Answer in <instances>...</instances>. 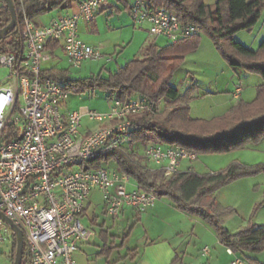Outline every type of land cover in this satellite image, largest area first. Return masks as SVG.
Segmentation results:
<instances>
[{"label":"built area","instance_id":"obj_1","mask_svg":"<svg viewBox=\"0 0 264 264\" xmlns=\"http://www.w3.org/2000/svg\"><path fill=\"white\" fill-rule=\"evenodd\" d=\"M17 1L22 6L23 53L0 56V65L9 70L0 85V211L23 230L29 264H77L80 244L95 235L82 221L94 190L101 193L105 213L112 219L119 218L125 208L141 215L157 203L153 193L130 188L132 179L119 168H95L88 162L129 145L130 116L158 115L167 105L137 95L127 101L112 98L106 111L89 107L67 111L70 93L60 81L41 76L43 63L49 60L45 47L50 41L60 43L73 67L86 61H111L101 46L80 37V24L93 23L111 0H81L75 12L58 14L46 25L29 17L26 0ZM130 15L135 26L147 25L153 36L172 43L201 32L199 25L184 23L177 12L151 6L147 0H134ZM240 92L237 85V95ZM85 118L96 127L84 126ZM9 127L11 133H5ZM143 157L172 176L199 155L152 142L144 148ZM13 235L0 218V242Z\"/></svg>","mask_w":264,"mask_h":264},{"label":"trees","instance_id":"obj_2","mask_svg":"<svg viewBox=\"0 0 264 264\" xmlns=\"http://www.w3.org/2000/svg\"><path fill=\"white\" fill-rule=\"evenodd\" d=\"M18 25L0 40V56L6 52L21 57L24 49L22 6L13 0ZM128 7V0H121ZM151 6L166 7L177 12L184 23L201 27L194 34L169 42L164 46L150 43L142 51V57H135L125 66L90 77L72 79L67 70L44 69L42 78L60 81L70 94H84L100 89L110 100L122 101L143 95L154 101L162 100L169 107L161 114L147 113L130 116L133 129L128 133L129 145L121 150L101 156L88 162L100 168L113 163L126 173L139 189L153 193L157 199L169 200L177 209L197 216L208 223L217 237L234 253H260L264 251V225L249 223L236 233H231L223 217L232 213L229 208H220L216 192L230 182L252 174L250 168L239 163L227 169L209 174L195 171L179 172L166 176L157 167L144 162L141 148L148 144L163 143L180 146L199 156L205 152H226L241 147L247 142L264 140V41L257 50H252L235 40L240 31H252L263 15L264 0H217L209 5L205 0H147ZM80 0H26L25 8L31 19L55 10H65ZM11 21L10 12L4 0H0V30ZM202 34H207L216 49L231 69H238L259 75L263 82L257 87L252 102L238 100L228 114L212 120L193 119L190 102L194 86L184 94L172 85L175 73L180 69L185 56L201 44ZM58 42L50 41L45 53L55 54ZM5 133H11L9 127ZM11 138L8 136L7 138ZM11 264L16 252V236L13 235ZM253 264H262L250 259ZM23 264H29L27 240L25 238Z\"/></svg>","mask_w":264,"mask_h":264},{"label":"rangeland","instance_id":"obj_3","mask_svg":"<svg viewBox=\"0 0 264 264\" xmlns=\"http://www.w3.org/2000/svg\"><path fill=\"white\" fill-rule=\"evenodd\" d=\"M205 2L209 5H214L216 0H205ZM44 15L45 14L39 15L36 18V21L42 22V17ZM127 18L130 17L128 12L125 10H122L121 13L114 14L113 16L104 14L98 20L100 27L98 32H93L87 29L85 30V28L83 29L82 27V23L80 24L81 39L90 44L108 45V50H111L112 53L105 54L107 57H112L111 62H107L106 59H103L102 61H86L79 67H73L66 55L61 50H59L55 54H49L50 61L44 62L43 67L67 70L69 72L70 78L79 79L90 77L92 75H98L100 73L103 76H107L109 71H115L117 68L125 66L131 59L135 57H142V51L144 48H141V44L139 45V42L136 40H134L132 43L133 31H146L140 28L134 29L131 25L132 21L129 23ZM146 33L150 34V32ZM202 37L211 40L207 34H202ZM157 38H159L160 45H166L168 43L167 39L163 37ZM211 43L213 44V48L209 49L205 46H199L195 51L185 56L180 69L175 73L172 80V85L175 86L179 91L186 92L188 88L185 90V85L188 82L194 86L193 92L197 89L196 85H198L199 89L201 90L206 89L208 85L216 87L219 84L216 82L218 76L222 77V75L220 72L217 74L218 69L211 65L210 61L222 60L225 62V60L221 56L220 52L216 49L212 40ZM115 48L117 49V52H114ZM258 48L259 46H256L255 49L257 50ZM209 65H211V67ZM8 74L9 70L6 67L0 65V85L6 80ZM245 84L247 85L246 82ZM202 91L203 90L200 92ZM256 95L257 86L254 91V96L250 102L256 98ZM237 102L238 101H234V105H232L231 108L222 116L228 114V112L233 106L237 104ZM80 107H89L98 111H106L110 107V98L108 97L107 93L102 92L100 89L80 95L70 94V97L66 103V110L72 111ZM169 108L171 107L167 105V109ZM83 124L86 127H96V124L90 122L88 118L83 120ZM143 151L144 148H141L142 153ZM143 161L145 163L147 162L145 158ZM233 163H239L241 165L247 166L250 168L252 174L236 179L223 186L216 192V198L219 207L229 208L232 210V213L223 217L224 226L231 231H239L241 228L247 227L249 223L264 225L263 139L257 140L255 142H247L241 147H236L226 152L201 153L196 161L189 164V171H193L194 168V171L199 174L216 173L227 169ZM107 167L113 169L116 168L113 163H110ZM91 202L92 205L88 211L89 216L92 217L94 213L98 215L100 219V226H104L103 221H105V229L109 228L108 245L114 242L115 248L110 260L107 257L97 258L96 255L103 248L104 242L98 235L91 237L90 245H86L83 248V251H81L77 257L78 264H86L87 259L91 264H110V261L116 259V257H119V254H122L124 249L120 245L127 231L124 230L122 225L123 223L118 224L116 221L114 222L112 218H109L106 215L102 195L100 192L96 191L91 195ZM199 220L205 224V227L203 228H207L209 232L215 234V231L207 223H205L201 218H199ZM114 224L115 226H113ZM97 230L99 231V228H97ZM205 232L206 231L203 229L202 234L204 235ZM112 236H115L116 238L114 239ZM142 236V230L140 228L137 229V231L132 234L130 241L125 242L124 248L126 249L128 247L133 249L140 243Z\"/></svg>","mask_w":264,"mask_h":264},{"label":"crops","instance_id":"obj_4","mask_svg":"<svg viewBox=\"0 0 264 264\" xmlns=\"http://www.w3.org/2000/svg\"><path fill=\"white\" fill-rule=\"evenodd\" d=\"M133 2L134 0H128V7L126 8L121 0H111L106 6L99 10L96 20L92 24L82 22L83 29L85 28V30L87 29L93 32H98L100 30L98 20L102 15L108 14L113 16L114 14L121 13L122 10H125L130 17L127 18V20L129 23L132 21L131 25L134 29L140 28L149 32L147 25L141 27L134 25L130 15V8ZM76 10L77 4L65 10H55L45 13L42 17V22L37 21V23L46 25L49 24L58 14H71ZM146 32L142 30H134L132 43L136 40L139 42V45L141 44V48H145L153 42L159 46H164L159 44V38ZM235 40L252 50H256V46H260L264 41V15L252 31L238 32L235 35ZM90 45L101 46L103 52L106 54L112 53L111 50H108L109 46L106 44ZM200 46H205L209 49L213 48L211 40L202 36ZM59 47L60 48L57 51L61 50L63 52L60 43ZM114 52H117L116 48ZM47 55L49 56V53ZM48 61H50V57ZM210 64L218 69L217 74L220 72L222 77L218 76L216 83L219 84L216 87L208 85L206 89H201L203 90L202 92H200L201 90L199 89V86L196 85L197 89L193 92L192 100L190 102V115L193 119L209 121L225 114L231 106L234 105V101L243 99L250 102L254 96L256 86L258 87L262 83V78L259 75L245 71L242 72L238 69H231L222 60L210 61ZM211 65L209 66L211 67ZM43 69L49 68L43 67ZM237 85L241 86V92L239 95L236 93ZM190 86L192 85L188 82L185 85V90ZM179 92L182 95L185 91ZM189 169V164H184L182 165L180 172H187ZM135 186L136 183L133 182L130 188H134ZM96 191L98 190H94L91 195ZM91 195L86 204L82 221L86 227L94 231V236H100L101 240L104 242L103 248L98 252L96 257H107L110 260L113 255L115 243L113 242L108 245L109 228L105 229V221H103L104 226H100L98 215L94 213L92 217L89 216L88 211L92 205ZM112 220H114V222L116 221L118 224L123 223L122 225L127 233L124 235L120 245L124 249L122 254H119V257L110 261V264H232L237 259H242L244 264H253L250 262V259H255L264 264V251L256 254H250L248 252H232L231 254L229 250H232L221 243L216 233L212 234L207 228H203L205 227V224H203L197 216L190 215L177 209L167 199H158V202L153 208H150L141 215H138L133 208H125L119 218ZM113 226H115V224ZM97 228H99V231ZM139 228L143 232L140 243L133 249L128 247L125 249V242L130 241L132 234H134ZM203 229L207 232H205L204 235L202 234ZM229 231L231 233L237 232L234 230ZM112 237L114 239L116 238L115 236ZM13 244V238L0 242V264H11ZM86 245H90V240L80 244L79 250L76 253L77 264V257ZM205 248H209L208 253L204 252ZM86 264H91L88 259L86 260Z\"/></svg>","mask_w":264,"mask_h":264},{"label":"water","instance_id":"obj_5","mask_svg":"<svg viewBox=\"0 0 264 264\" xmlns=\"http://www.w3.org/2000/svg\"><path fill=\"white\" fill-rule=\"evenodd\" d=\"M4 1L10 12L11 21L7 26H5L3 29L0 30V40L4 38L10 31L15 29L16 26L18 25L17 12L14 1L13 0H4ZM0 218L13 229L14 234L16 236V252H15V258L13 264H23L24 248H25V237L23 230L18 225H16L10 218L5 216L1 211H0Z\"/></svg>","mask_w":264,"mask_h":264}]
</instances>
